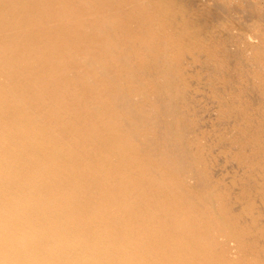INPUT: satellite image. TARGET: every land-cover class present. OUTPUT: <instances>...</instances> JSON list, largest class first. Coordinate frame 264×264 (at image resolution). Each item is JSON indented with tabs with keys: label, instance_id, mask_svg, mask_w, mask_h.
Returning a JSON list of instances; mask_svg holds the SVG:
<instances>
[{
	"label": "bare ground",
	"instance_id": "obj_1",
	"mask_svg": "<svg viewBox=\"0 0 264 264\" xmlns=\"http://www.w3.org/2000/svg\"><path fill=\"white\" fill-rule=\"evenodd\" d=\"M0 264H264V0H0Z\"/></svg>",
	"mask_w": 264,
	"mask_h": 264
}]
</instances>
